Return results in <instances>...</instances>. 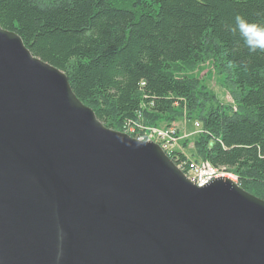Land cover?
Returning a JSON list of instances; mask_svg holds the SVG:
<instances>
[{"label":"water","instance_id":"obj_1","mask_svg":"<svg viewBox=\"0 0 264 264\" xmlns=\"http://www.w3.org/2000/svg\"><path fill=\"white\" fill-rule=\"evenodd\" d=\"M0 264H264V201L106 128L0 26Z\"/></svg>","mask_w":264,"mask_h":264},{"label":"trees","instance_id":"obj_2","mask_svg":"<svg viewBox=\"0 0 264 264\" xmlns=\"http://www.w3.org/2000/svg\"><path fill=\"white\" fill-rule=\"evenodd\" d=\"M122 1L0 0V26L63 72L108 129L124 132L128 120L168 127L185 114L200 134L191 159L175 149L173 162H207L264 201V51L250 52L233 31L237 15L264 25V0ZM207 61L236 111L176 74Z\"/></svg>","mask_w":264,"mask_h":264},{"label":"rangeland","instance_id":"obj_3","mask_svg":"<svg viewBox=\"0 0 264 264\" xmlns=\"http://www.w3.org/2000/svg\"><path fill=\"white\" fill-rule=\"evenodd\" d=\"M114 3L122 4L123 1L114 0ZM175 71L178 72V73L176 72L178 76H195L197 79H199L206 85L208 91L216 95V98L220 102V104L229 105L232 107L233 111H236V103L233 99V96L230 90L224 87L222 78H219L217 76L211 61H207L195 68L194 67L190 68L188 66H179L175 69ZM117 126L118 125H116V127ZM170 126L176 129L177 137H178L177 145L175 144L174 146L173 144V148L183 151V153L188 158L191 159V154H193V150H194L193 142L196 136L200 134L199 128H197L196 123L193 124V122H191L190 119L185 114H183V117L180 121L172 122ZM164 127L165 124H162L158 128H151L143 125L141 122L139 123L138 120L135 121L128 120L127 124L124 126V132H121L118 129H111V130L115 132L127 134L128 136H130L135 140L143 141V142H153L159 146L160 143L158 142V140L154 138L152 140L149 139L147 140L148 134H150V129L157 130ZM225 173L229 175H233L230 172L225 171ZM233 177L235 176L233 175ZM231 181L237 184L236 182L237 179L235 181L233 180Z\"/></svg>","mask_w":264,"mask_h":264},{"label":"built area","instance_id":"obj_4","mask_svg":"<svg viewBox=\"0 0 264 264\" xmlns=\"http://www.w3.org/2000/svg\"><path fill=\"white\" fill-rule=\"evenodd\" d=\"M197 128L199 127L198 124H196ZM158 140L160 143L159 146L161 150L172 160L171 158L172 153L174 152L175 148H173V144L177 145L178 137H176V129L172 126L160 128V129H150V134H148L147 140L152 139ZM176 167L183 172L188 180L192 182L196 186H204L211 181L219 178H226L229 180L235 181L236 178L233 177V175H229L225 173L223 169H216L213 168L209 163L207 162H194L188 160V162L176 164ZM227 176V177H226Z\"/></svg>","mask_w":264,"mask_h":264},{"label":"clouds","instance_id":"obj_5","mask_svg":"<svg viewBox=\"0 0 264 264\" xmlns=\"http://www.w3.org/2000/svg\"><path fill=\"white\" fill-rule=\"evenodd\" d=\"M236 30L239 31L250 52L264 51V25L249 22L244 17L237 15L233 31Z\"/></svg>","mask_w":264,"mask_h":264}]
</instances>
